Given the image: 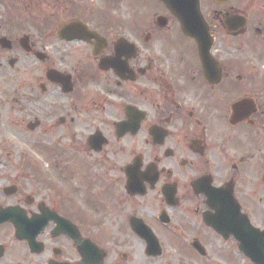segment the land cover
Instances as JSON below:
<instances>
[{
    "label": "flooded vegetation",
    "instance_id": "1",
    "mask_svg": "<svg viewBox=\"0 0 264 264\" xmlns=\"http://www.w3.org/2000/svg\"><path fill=\"white\" fill-rule=\"evenodd\" d=\"M244 220L264 0H0V264H255Z\"/></svg>",
    "mask_w": 264,
    "mask_h": 264
},
{
    "label": "water",
    "instance_id": "2",
    "mask_svg": "<svg viewBox=\"0 0 264 264\" xmlns=\"http://www.w3.org/2000/svg\"><path fill=\"white\" fill-rule=\"evenodd\" d=\"M246 233L245 235L248 236V239H240L242 241V248L245 251V253L256 263V264H264V255L261 254L260 249H257L256 246H258L260 243L264 242L263 239H258L261 237H264V233H261L258 229L254 228L252 225H250L248 222H246ZM211 225L219 229V227L213 222L210 221ZM236 232L237 234V228L239 226L237 225H231L230 227Z\"/></svg>",
    "mask_w": 264,
    "mask_h": 264
},
{
    "label": "rangeland",
    "instance_id": "3",
    "mask_svg": "<svg viewBox=\"0 0 264 264\" xmlns=\"http://www.w3.org/2000/svg\"><path fill=\"white\" fill-rule=\"evenodd\" d=\"M122 9H123V10H126L124 6H122Z\"/></svg>",
    "mask_w": 264,
    "mask_h": 264
}]
</instances>
